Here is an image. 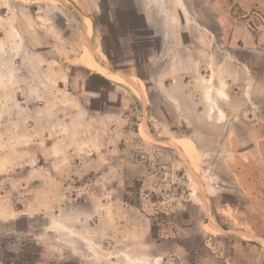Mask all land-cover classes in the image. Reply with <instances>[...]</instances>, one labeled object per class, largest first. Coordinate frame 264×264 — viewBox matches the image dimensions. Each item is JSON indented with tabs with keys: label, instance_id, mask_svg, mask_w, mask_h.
Returning a JSON list of instances; mask_svg holds the SVG:
<instances>
[{
	"label": "rangeland",
	"instance_id": "374dc122",
	"mask_svg": "<svg viewBox=\"0 0 264 264\" xmlns=\"http://www.w3.org/2000/svg\"><path fill=\"white\" fill-rule=\"evenodd\" d=\"M235 6L0 0V264H230L214 257L226 235L264 250V182L234 169L242 136L217 128L226 84L211 77L205 119V104L190 112L180 96L176 109L155 80L175 65L202 102ZM139 68L148 105L115 81Z\"/></svg>",
	"mask_w": 264,
	"mask_h": 264
},
{
	"label": "crops",
	"instance_id": "0c3cea01",
	"mask_svg": "<svg viewBox=\"0 0 264 264\" xmlns=\"http://www.w3.org/2000/svg\"><path fill=\"white\" fill-rule=\"evenodd\" d=\"M235 1L237 6L234 8L237 9L238 15L224 17V24L217 33V37L220 38L221 44L224 46L216 45L208 51V59L205 63L208 78H204V80H206V87L210 88L211 80L207 81L213 77V89L221 83L226 84L225 90L228 98L217 99L216 103L226 113L229 123H221L222 126H217V128L221 129V132L227 131V133L242 136L240 137L242 138L241 145H237V150L244 156L242 159H237L234 169L241 172L256 168L264 182V23L260 18L249 14L252 10H256L264 16V0ZM139 69L140 78H135L128 73L117 72L116 74L127 80L115 81L125 82L134 91L139 101L143 103L145 100L148 105L150 101L145 81H143L144 68ZM202 69L204 68L201 67L199 71L201 72ZM194 70H192L191 76H198L197 70ZM167 79L170 82L166 86ZM155 80L161 95L175 104L176 109H179L177 107L180 106V96L188 102L190 112L200 111L202 104H205L202 107L205 118L208 107L204 97L206 87L202 93V102H199L196 97L197 93L189 88L192 84L189 86L184 84L183 72L172 64H169L166 69L157 70ZM133 86L140 89L143 96ZM232 121H243L244 130L238 128L228 132L229 124ZM142 127L146 134L147 124L142 122ZM189 133L191 132L188 131L187 134ZM168 142L178 154L181 153L179 141L170 142L169 140Z\"/></svg>",
	"mask_w": 264,
	"mask_h": 264
},
{
	"label": "trees",
	"instance_id": "16d2710c",
	"mask_svg": "<svg viewBox=\"0 0 264 264\" xmlns=\"http://www.w3.org/2000/svg\"><path fill=\"white\" fill-rule=\"evenodd\" d=\"M214 250L218 256L214 257L223 263L230 261V264H264L263 248L251 240L232 235L217 237Z\"/></svg>",
	"mask_w": 264,
	"mask_h": 264
},
{
	"label": "built area",
	"instance_id": "2783aa9c",
	"mask_svg": "<svg viewBox=\"0 0 264 264\" xmlns=\"http://www.w3.org/2000/svg\"><path fill=\"white\" fill-rule=\"evenodd\" d=\"M249 14L253 15L254 17L260 18L261 22L264 23V16H262L258 11L252 10Z\"/></svg>",
	"mask_w": 264,
	"mask_h": 264
},
{
	"label": "bare ground",
	"instance_id": "6f19581e",
	"mask_svg": "<svg viewBox=\"0 0 264 264\" xmlns=\"http://www.w3.org/2000/svg\"><path fill=\"white\" fill-rule=\"evenodd\" d=\"M112 72V71H111ZM113 73H115V72H113ZM116 74V73H115ZM117 76L119 77V78H121V79H123L122 77H121V75H119V74H117ZM124 80H127V79H124ZM210 80H211V78L210 79H208V81L207 82H210ZM209 91H210V88L209 87H206L205 88V92H206V94H208L209 93ZM212 108H214V107H212ZM218 110V112H220L221 113V111L219 110V109H217ZM221 115V114H220ZM219 115V116H220ZM209 179V178H208ZM212 181V180H211Z\"/></svg>",
	"mask_w": 264,
	"mask_h": 264
}]
</instances>
